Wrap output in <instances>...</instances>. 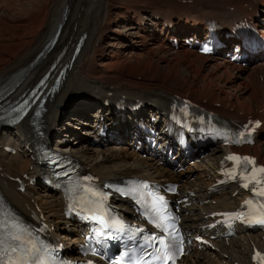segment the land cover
Segmentation results:
<instances>
[{
	"label": "bare ground",
	"instance_id": "bare-ground-1",
	"mask_svg": "<svg viewBox=\"0 0 264 264\" xmlns=\"http://www.w3.org/2000/svg\"><path fill=\"white\" fill-rule=\"evenodd\" d=\"M259 12L264 15V0H0V111L36 83L46 93L38 120L30 113L37 102L15 126L1 129L0 186L9 203L26 215L38 206L53 227L54 237L66 240L65 246L77 242V232L62 221L59 194L30 183L20 192L13 181L32 177L40 169L24 150L34 136L29 126L33 123L49 136L58 127L60 132L53 138L59 143L53 144L54 148L69 154L101 180L138 175L173 180L181 191L189 190L193 196L179 205L187 231L195 228L201 214L234 208L239 196H231L233 191L215 197L207 194V185L215 177V161L224 151L219 144L197 150L200 156L194 153L187 160L179 158L177 167L181 169L168 168L160 159L146 155L144 146L134 150L130 123L116 124V135L94 147L86 143L88 129L78 122L70 128L59 125L66 115L73 116L66 117L70 121L79 116L98 121L101 113L97 110L110 96L130 102L140 99L141 117L160 113L174 94L184 93L196 100L205 99L208 108L219 102L216 111L230 119L240 120L250 113V103L264 111V55L250 58L249 64L241 67L218 57L221 53L198 55L181 44L171 50L167 43L169 35L192 36L205 19L215 18L223 28L228 20ZM167 19L173 22L172 28H163ZM75 47L78 50L73 56ZM60 69V78L53 81ZM217 70L224 76L214 73ZM213 73L222 79V87L232 88L236 94L213 85ZM249 78L255 87L246 95L247 89L239 87ZM239 94L246 104L237 99ZM91 109L93 114L88 113ZM102 116L104 120L107 114L102 112ZM257 138L247 151L263 163L264 131ZM4 146L18 149L17 154L8 153ZM233 232L227 244H215L216 250L190 246L183 263L233 264L238 260L247 264L251 245L264 248V232H248L239 226Z\"/></svg>",
	"mask_w": 264,
	"mask_h": 264
},
{
	"label": "rangeland",
	"instance_id": "rangeland-1",
	"mask_svg": "<svg viewBox=\"0 0 264 264\" xmlns=\"http://www.w3.org/2000/svg\"><path fill=\"white\" fill-rule=\"evenodd\" d=\"M189 6H191V5H189ZM124 34H125V31H124ZM107 43H108V41H105V42H104V45L107 44ZM167 49H168V48H167ZM171 50H172V49H171ZM158 54H163V53H161L160 51H158ZM216 58H218V57H216ZM218 59H219V58H218ZM219 60H220V59H219ZM207 68H208V67H206V69H207ZM206 69H205V70H206ZM216 72H217V73H216ZM214 73L218 74V76H221V77L224 76V75L221 73V70H217V71H215ZM214 73H213L214 76L212 77V79H213L212 81L214 82V83L212 82L213 85H219L222 89H224V91H225L226 93H228V94H230V95H231L232 93H233V94H236V93H234V92L231 91L232 88L230 89V88L222 87V85H221V83H222L221 80H222V79L217 78L218 76H217L216 74H214ZM208 75H209V73H208ZM210 75H212V73H211ZM215 75H216V76H215ZM246 75H247V74L245 73L244 76L246 77ZM210 80H211V79H210ZM219 82H220V83H219ZM252 83H253L254 85H252ZM241 86H242V87H239V88L242 89V90H243V89H245V90L247 89L246 95H249V94H250L249 90H251V91L253 90V88L255 87V83L252 81L251 78H249V80L247 81V83H244V85H241ZM247 87H248V88H247ZM242 92H243V91H242ZM242 92H241V93H242ZM246 95H245V96H246ZM245 96H244V97H245ZM236 97H237V99L240 100L241 102L244 100L243 97L240 96V94H239V95H236ZM240 98H241V99H240ZM242 99H243V100H242ZM216 103H218V102H216ZM242 103L246 104L245 101H243ZM250 105H251V106H250ZM250 105H249V106H250L251 109L257 107V106H255V105L252 104V103H250ZM75 145H77V144H75ZM141 156H142V154H141ZM142 157H143V156H142ZM66 234H67V233H66ZM66 234H65V233H62L63 236H67ZM63 240H64V239H63ZM65 242H66V240H64V245H65Z\"/></svg>",
	"mask_w": 264,
	"mask_h": 264
},
{
	"label": "snow or ice",
	"instance_id": "snow-or-ice-1",
	"mask_svg": "<svg viewBox=\"0 0 264 264\" xmlns=\"http://www.w3.org/2000/svg\"><path fill=\"white\" fill-rule=\"evenodd\" d=\"M229 159H239V158L238 157H229ZM245 159L247 160V158H245ZM248 162L251 163V161H248ZM258 171L264 172V168L259 169ZM244 186L247 187L248 185L245 184ZM260 195L264 196V189L260 190ZM256 222L264 224V216L259 217ZM170 227H171V225H170ZM257 255L259 256V254H257ZM260 259H261L262 264H264V257H260Z\"/></svg>",
	"mask_w": 264,
	"mask_h": 264
}]
</instances>
